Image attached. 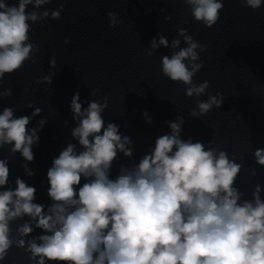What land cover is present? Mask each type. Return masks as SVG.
I'll use <instances>...</instances> for the list:
<instances>
[{
    "label": "clouds",
    "instance_id": "obj_1",
    "mask_svg": "<svg viewBox=\"0 0 264 264\" xmlns=\"http://www.w3.org/2000/svg\"><path fill=\"white\" fill-rule=\"evenodd\" d=\"M51 2L0 0V85L25 62L35 63L38 48L30 42L31 24L62 18L63 2L58 9L39 11ZM183 2L207 28L220 20L224 8V0ZM241 4L257 10L264 0H241ZM107 16L109 27L120 23L115 12ZM177 33L171 43L163 34L154 37L146 54L151 57L161 47L171 49L170 55L161 57V72L185 85L187 97L197 98L190 116L200 118L221 107L223 94L199 99L209 88L207 80L193 82L203 68L198 61L205 47L186 28ZM182 42L186 46L181 47ZM65 43L70 41L66 38ZM56 63L55 57L49 61L51 68ZM55 75H45L36 83L51 85ZM12 95L11 88L0 90V99ZM96 95L92 89L91 96ZM102 100L91 99L84 107L80 93H74L71 136L80 150L76 143H68L53 158L47 170L49 205L36 203V188L20 177L11 187L9 160L0 158V264L13 246L24 250L30 264H264V188L256 184L251 199L243 198L235 186L243 165L236 162L235 154L230 157L210 143L182 139L184 117L177 116L167 122L170 133L159 136L138 163L121 165L118 175L110 178L119 155L133 158L135 149L119 125L105 123L107 97ZM41 112L36 107L31 115L17 117L12 107H3L0 149L8 146L10 155L19 153L32 162L33 146L38 145V132L47 119L28 126ZM143 115L151 124L148 113ZM254 158L264 167V148H256ZM21 167L27 176L35 174L28 163ZM251 174L255 175L254 169ZM36 229L43 234L33 237Z\"/></svg>",
    "mask_w": 264,
    "mask_h": 264
}]
</instances>
